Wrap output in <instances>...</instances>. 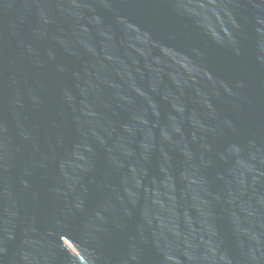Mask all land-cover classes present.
<instances>
[{"label":"water","instance_id":"95a60500","mask_svg":"<svg viewBox=\"0 0 264 264\" xmlns=\"http://www.w3.org/2000/svg\"><path fill=\"white\" fill-rule=\"evenodd\" d=\"M0 264H264V0H0Z\"/></svg>","mask_w":264,"mask_h":264}]
</instances>
